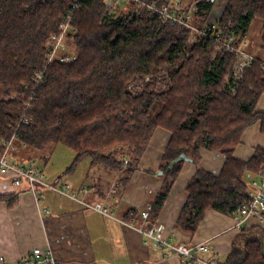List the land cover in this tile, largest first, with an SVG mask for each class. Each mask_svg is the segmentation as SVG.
Masks as SVG:
<instances>
[{
  "label": "trees",
  "instance_id": "16d2710c",
  "mask_svg": "<svg viewBox=\"0 0 264 264\" xmlns=\"http://www.w3.org/2000/svg\"><path fill=\"white\" fill-rule=\"evenodd\" d=\"M132 4L114 17L102 0H0V150L24 115L28 123L18 132L26 147L46 151L62 144L74 152L73 165L88 159L90 166L120 171L122 188L153 130L162 126L172 135L147 226L155 223L184 157L196 161L201 147L221 152L225 161L218 174L195 171L176 225L193 233L208 209L238 216L250 200L251 179L264 171L262 147L246 160L233 155L248 126L261 120L264 130V111L254 110L264 93V69L254 62L234 79L233 50L145 9L134 11ZM212 4L197 2L193 22L202 26ZM71 11L74 30L68 29L63 53L70 58L47 63ZM255 18L264 24V0H229L219 24L237 44ZM43 69L34 87V75ZM159 72L165 74L162 88L153 77ZM139 215L132 208L124 218L135 222ZM223 264H264L263 242L252 238L233 245Z\"/></svg>",
  "mask_w": 264,
  "mask_h": 264
},
{
  "label": "crops",
  "instance_id": "0c3cea01",
  "mask_svg": "<svg viewBox=\"0 0 264 264\" xmlns=\"http://www.w3.org/2000/svg\"><path fill=\"white\" fill-rule=\"evenodd\" d=\"M254 110L264 111V93L257 99ZM171 135L172 132L162 126L153 130L137 168L122 188L118 187L120 171L117 169L112 168L114 174L110 179H102L106 169L111 167L90 166L89 160L84 159L63 169L64 162H50L57 145L48 152L20 146L12 155L15 162L25 165L33 162L50 182L67 181L63 174L71 175L70 183L75 189L87 187L88 200L104 202L116 218L92 211L42 187L37 190L40 198L36 200L25 186L15 187L10 176L0 174V194L5 196L0 199V256L15 262L39 246L51 251L61 264H188L175 253L147 243L137 230L118 220L125 219L129 209L141 211L151 205L163 183L159 166ZM256 146L264 150L261 120L243 131L233 155L246 160ZM23 150L30 157H22ZM224 161L221 152L205 147L199 149L196 161L185 160L155 221L163 223L166 234L174 240L187 244L206 243L210 248L206 256L216 264H223L233 245L245 240L258 238L264 245V222L259 224L253 217L241 221L237 216L208 209L193 233L176 225L188 196L189 179L198 168L218 174ZM81 163L82 171L75 173ZM138 220L140 222V219L135 222Z\"/></svg>",
  "mask_w": 264,
  "mask_h": 264
},
{
  "label": "built area",
  "instance_id": "2783aa9c",
  "mask_svg": "<svg viewBox=\"0 0 264 264\" xmlns=\"http://www.w3.org/2000/svg\"><path fill=\"white\" fill-rule=\"evenodd\" d=\"M110 9L116 8V4L125 3V5H134L135 10L145 9L152 15H157L161 20L170 25H175L189 30L190 34L199 37H208L216 40L218 44L231 49L235 53L234 69L232 71L234 79L240 77L243 69L249 67L252 63L258 62L259 66L264 69V58L254 55L245 49L243 40L240 43H232L231 37H224L223 29L220 26V18L211 20L207 18L198 26L193 21L194 9L186 7L182 8L180 0H169L166 3L158 4L155 0H104ZM77 6L73 5V9ZM113 7V8H112ZM72 11L64 17V21L60 24L61 30L58 36L53 39L51 49L47 54V63L53 59H58L61 62L69 60V55L63 54L67 47L65 44L68 29L74 30L71 24ZM45 70H41L34 75V82L38 84L43 79ZM15 96H10L8 99H14ZM28 107V104H26ZM28 123V118L24 115L19 116L15 127H10L12 132L9 138L4 141L0 150V174L10 176L11 183L15 187L25 186L38 200L40 198L38 188L51 190L61 196L69 198L83 207L89 208L92 211L102 215L116 218L109 210L104 202L98 200H88L85 194L88 192L87 187L75 189L68 181L59 183L50 182L46 179L43 171L36 168L33 162L29 164H20L15 162L10 157L17 150V145L20 144L18 128L20 125ZM250 200L240 206V214L237 216L240 220L246 218H255L257 223L264 222V171L258 177H254L250 181ZM82 193L83 196H78ZM43 211H48L43 208ZM151 212V205H147L140 211L138 222L133 220L118 219L122 224L132 227L137 230L147 243L161 250L169 251L178 255L182 261L188 264H216L210 257L206 256L210 248L206 243L187 244L182 241L174 240L170 235L166 234V226L163 223L155 222L151 226H147L148 218ZM0 264H61L58 259L49 250H45L39 246L33 247L31 252L25 257L19 258L15 262H10L4 256H0Z\"/></svg>",
  "mask_w": 264,
  "mask_h": 264
},
{
  "label": "rangeland",
  "instance_id": "374dc122",
  "mask_svg": "<svg viewBox=\"0 0 264 264\" xmlns=\"http://www.w3.org/2000/svg\"><path fill=\"white\" fill-rule=\"evenodd\" d=\"M183 1L188 4V7L193 8L194 10H197L196 9L197 8V6H196L197 2H199L201 0H191L190 2H188V0H183ZM206 1L213 2L211 9L208 11L209 14H208L207 18H209L211 20H214L215 18L221 19L223 12H224L229 0H206ZM102 4L105 6L104 0H102ZM127 9H128V4L125 5V3H121L119 5L116 4V8L112 9V12L115 15L114 17H118V15H120V13H123L121 11L127 10ZM263 34H264V24L260 18H255L252 21V23L250 24L249 29H248L246 35L243 37V41H242L243 45H245V49L247 51H249L250 53H253L254 55H258L262 58H264V45L262 44V41H261ZM164 75H165L164 72H159L155 76H153L154 80L156 81V85H158L161 88L165 86L163 84ZM148 79H149V77L146 78V80H148ZM57 146H58V149L52 155L50 162H54V163L64 162V164L62 166L63 169H65L67 166L72 167L73 166L74 152H72V150H70L68 147H66L62 144L61 145L58 144ZM52 147L47 148L46 152H48L50 149H52ZM63 148L65 149V152H64ZM21 155H22V157H27V156L30 157V154H28L26 152V150H23V153H21ZM12 157L13 156H11L10 158L12 159ZM82 168H83V163H81L78 166L75 173L82 171ZM115 172H117V171H115ZM113 174H114L113 169L108 168V169H106V172L102 175V179L108 180L113 176ZM62 177L64 178V180H67L68 182H70V181L72 182V180H70L71 175L64 173ZM78 196L81 197V196H83V194L78 193ZM84 198L88 199V197H86V196Z\"/></svg>",
  "mask_w": 264,
  "mask_h": 264
},
{
  "label": "bare ground",
  "instance_id": "6f19581e",
  "mask_svg": "<svg viewBox=\"0 0 264 264\" xmlns=\"http://www.w3.org/2000/svg\"><path fill=\"white\" fill-rule=\"evenodd\" d=\"M105 3V2H104ZM121 4V3H120ZM105 5L107 6V4L105 3ZM112 10V9H111ZM205 22V21H204ZM233 69H234V66H233ZM44 70V69H43ZM233 71V70H232ZM41 84V82L40 83H38V84H36V85H34V87L35 86H38V85H40ZM11 96H15V95H11ZM20 144H18L17 145V149L20 147V146H25L26 144H25V142L24 141H22V139H20Z\"/></svg>",
  "mask_w": 264,
  "mask_h": 264
},
{
  "label": "water",
  "instance_id": "95a60500",
  "mask_svg": "<svg viewBox=\"0 0 264 264\" xmlns=\"http://www.w3.org/2000/svg\"><path fill=\"white\" fill-rule=\"evenodd\" d=\"M184 159H185V160H189V161L192 160V159L189 158V157H184ZM159 173H162V171H159Z\"/></svg>",
  "mask_w": 264,
  "mask_h": 264
}]
</instances>
